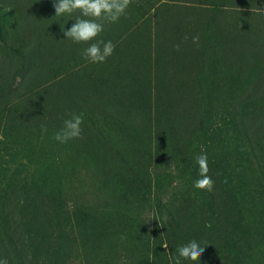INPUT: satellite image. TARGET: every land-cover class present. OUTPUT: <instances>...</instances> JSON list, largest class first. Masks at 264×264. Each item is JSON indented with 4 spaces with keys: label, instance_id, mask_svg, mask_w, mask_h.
Segmentation results:
<instances>
[{
    "label": "rangeland",
    "instance_id": "obj_1",
    "mask_svg": "<svg viewBox=\"0 0 264 264\" xmlns=\"http://www.w3.org/2000/svg\"><path fill=\"white\" fill-rule=\"evenodd\" d=\"M226 1L134 0L144 9L146 4L150 6V8H146V13L140 16L138 23L146 33L147 31L150 33L151 44L148 46L143 41L141 45H138L136 52L139 51L137 54L141 55L139 60H135V55L130 60L127 57L121 58L123 63L117 60L120 65L115 67L114 71L118 73L115 80L122 82L121 88L127 91V87L131 82H136L138 87L133 92L130 91L133 94L132 99L128 97V94L121 99L120 106L118 103L120 99L109 97L110 102L112 100L116 102V104L114 103L116 109L110 105L105 108L108 112V114L106 113L108 119H123V126H130L128 128L130 136L125 137L126 132L119 128L122 125H118L116 134L119 137H115L114 140L122 143L123 147L129 149V151L133 149L135 153L132 156L138 155L147 161L145 166L148 169L147 177H151V186L150 189L142 193L132 187L129 189L121 187L118 181L104 184L105 186L101 185L103 178L100 171L93 167V163L86 161L88 160L86 152L82 153L79 147H75L80 143L79 138L69 140L67 143H60L54 139L56 132L63 128L64 121L70 118L72 114H83V121L86 120L87 122L81 125V128L83 126V129L87 132L94 129V121L97 125L101 124L102 126L104 115L100 113L103 110L98 109L96 105L92 107L87 101L81 104L77 94L72 98H66L63 104L67 107V110L63 113L62 110L56 109L54 106L53 96L56 94L50 93L51 95H49L47 90L49 88L60 90L65 78L74 72L79 75L76 76L79 79L83 77L80 73L83 75L85 73L89 74L87 80L91 82L92 72L97 70L101 72L103 67L106 68L110 65L114 67V64H110L113 55L114 58L112 59H117L116 56L119 58L122 56L117 52L119 51L117 47H115L113 54L107 58L106 62L101 63V66H99V63H90L82 55L83 50L89 44H76L78 51L74 52L70 60H67L68 53L67 55L64 53V57L59 60L61 70L55 79L60 77V80L53 79L54 85H48L46 81L40 83L41 80H37V87L29 82V78L26 74L24 75L23 69L18 68L16 70L13 66L4 68V62L0 63V72H2L0 79L3 81L9 79L4 84L12 81L11 89L13 90L9 92V95L8 91L10 89L8 88L0 93V214L7 219V224L0 219V251L4 250V238H2L4 232L10 231L13 235L15 232L22 230L18 229V216L14 212V206L17 204L16 199L19 200V198L23 200L21 203H24L25 193L30 192V185L33 183L36 184V189L40 188L37 192L41 193L39 195L36 191H31V193L37 194L39 199L35 201V204L32 203L33 209L30 217H32V214L34 215L35 223H32V218H30V223L27 226L30 233L26 231L24 240L25 244L31 245L30 248H32L33 254L29 258L34 257L37 261L35 264H135L133 255H137L138 251L134 253L133 246H129L132 242H129L124 233L117 235L118 229L115 224H124L123 226L128 229L126 215H129L131 217L129 231H132L135 222L137 230L143 229L144 233L149 236L150 244L148 248L151 256L153 235L151 236L150 233L152 234L155 225L160 224L163 220H170L172 217H176L177 220L184 211L180 209L181 203L188 204L190 211L194 210L195 206L200 205V203L196 204L198 189L193 186L195 178L190 176L185 160L183 161L185 167L181 168L182 157L179 153L190 148L202 147L204 144L209 149L213 148L212 140L207 141L209 139L201 137V134L205 133L206 130L207 119L205 115H208V117L210 115L211 121H213V118H220L221 116V118L229 120V125L231 120L234 119L238 122L235 124L237 127L239 120L234 114L239 108L237 105L240 99L249 98L248 100H254L257 97L264 96V69L256 71L253 76L247 75L245 82L240 87L241 91L238 89L239 83L237 85V79H235L239 65L251 63L253 57H250V55L252 54H255L254 56L258 55L259 58L256 60L261 68L264 67V40L254 42L251 35L254 30L259 28L264 31V0ZM52 3L53 0H0V5L4 4L6 6L3 12H11L12 10L9 9L16 5L21 14L24 13L23 11L27 13L36 11L34 5L41 11L39 5L44 10ZM4 13L0 14V31H2L0 33V48L4 49L3 52L13 56L14 52L12 54L6 42H9L8 33L12 32L13 23L16 24V20L13 18V12L10 14L11 23L2 19ZM27 13L24 14L27 15ZM66 16L68 17L65 19L66 23H62L60 19L61 26L58 22L57 24H46V19L42 22L44 29L41 32L47 40H64L62 39V37H65L64 30L70 28L76 18L75 14ZM225 17H232L231 20L236 22L238 20V26H235V28L242 27L245 29L247 27L246 29L250 31L251 44L246 45L244 41L237 44L239 51L245 49L248 52L250 47L252 49L250 54L245 53V51L239 54L237 50V53H232L229 50H233L230 47L234 45L231 44L230 47H226L224 55L219 60L215 54V57L209 54L210 50L204 44H198L196 50L194 47L182 50L185 48L183 47L177 50L176 53L169 54L170 57L168 58H166V55L161 54L160 59L155 60L157 55L155 44L158 41L162 40L165 43V47L164 44L162 45L165 52L167 47L173 49L175 43L170 44L173 42L171 38L176 32L175 28L184 29L185 24L190 22L193 27L189 26V28L193 29L197 27L194 26L200 20L201 23L205 22L200 25L201 31L219 33L224 26H228V19H225ZM249 22L254 26H251ZM179 23L182 25L178 26ZM205 24L208 26L206 27ZM158 27L164 32V35L158 33ZM20 29L18 30L20 31ZM173 29L175 32H173ZM261 33L264 34V32ZM1 34L4 35L5 40L1 37ZM200 38L206 40V37L202 34ZM96 39L99 40L100 37L98 36ZM69 44L73 46L71 40ZM184 52L188 55L186 58L182 56ZM178 54L181 55L180 58H178ZM226 55L229 58H226ZM167 59H171L170 64L165 61ZM244 59H247V61ZM0 61H2V56H0ZM124 62L128 63L124 64ZM248 76L249 80H247ZM76 77L75 79H77ZM231 80L235 81V91L231 88ZM75 82L77 81L73 79L72 85ZM28 83L33 86L28 88ZM51 85L53 86L51 87ZM68 89H72V87H68ZM40 90L42 95L37 96L35 93ZM82 91L86 93H83L84 96L82 97L85 100L89 97L93 103L95 102L94 98L101 100L103 97L93 95L91 91H95L94 89L87 88ZM185 94L186 100L184 102L179 100L183 99ZM2 97L4 100L1 99ZM141 98H147L149 104L141 107V103L137 101ZM159 99L162 102L157 105ZM195 100H197V104L193 102ZM188 104H191L197 110L196 113H199L202 118L204 116V121L199 120V123H201L199 129L194 130L198 132L199 137L189 130L188 133L182 136L181 141L179 139L178 143L176 134L182 130L179 135L181 136L183 129L192 126L190 123L192 116L190 112L184 109ZM15 106L18 108H14ZM156 107L160 108L158 113ZM244 122L251 125L253 130L250 128V131L252 133L258 131L257 134L261 136V129L264 131V117L253 120L245 116ZM217 125H220L218 120L213 121L211 130L215 129ZM42 126L47 130L43 131ZM91 126L93 129H91ZM106 126L107 124L102 127ZM228 127L225 132L227 136L231 135ZM34 129L37 130L36 138H32ZM148 130L155 137L150 142L147 139L146 132ZM156 130H158L157 135L160 138L166 137L167 140L163 141L156 138ZM214 133L216 132L205 134L207 137L209 134L214 135ZM134 135L140 137L137 138L140 141L139 144L135 142ZM16 137L19 141H22L21 144L17 142ZM30 137L33 140L34 147L29 145L28 147L25 146L27 148L25 149L23 141L26 139L28 141ZM171 144L172 149L168 147ZM135 145L142 150L145 149L150 157H144L143 151L136 153L137 148L134 147ZM156 172H160V176H162L160 180L165 177L170 180L159 186L160 189H157L153 182ZM17 178L23 180L13 183ZM147 184L148 181L140 183L138 186L142 187ZM113 185L115 187H112ZM52 192L55 194L51 195ZM177 208L179 211L176 213ZM202 208H204L202 213L205 214V211H207L206 205ZM81 210L84 213L88 211L90 214L91 212H100L99 215L102 219L98 218V224L94 226L90 222L91 219L84 217ZM159 211H163V213L160 214ZM59 214H62L61 217L64 219L57 222L56 217H60ZM11 216H13L12 220L16 221L15 223L8 220ZM205 218L199 212H197V215L191 216L194 221L198 220L197 225L201 224V228L205 224L203 222ZM35 230L36 234L31 232ZM164 232L160 228V234L164 235ZM45 234L47 237H44ZM18 237L14 235L11 240H19ZM160 239L161 248L166 250L165 237L163 236ZM4 257H7V254H4ZM16 259L18 262L15 261ZM19 260H21V257L16 256L12 258V263L20 264L21 261Z\"/></svg>",
    "mask_w": 264,
    "mask_h": 264
},
{
    "label": "trees",
    "instance_id": "obj_2",
    "mask_svg": "<svg viewBox=\"0 0 264 264\" xmlns=\"http://www.w3.org/2000/svg\"><path fill=\"white\" fill-rule=\"evenodd\" d=\"M55 2L56 0H53V3L44 10H42V6L39 5L41 11L37 8V6L34 5V7H36V11H33L32 13L23 11L24 13H27V15L24 13L21 14L18 8H16V5L9 9L12 10L11 12L4 11L6 12L4 13L3 10L6 6L4 4L0 5V14L4 13L2 15V19L8 20L11 23L10 14L13 12V18L16 20V24L13 23L14 27L12 32L8 33L9 36L7 38L9 39V42H6L8 43L7 46L10 48L9 49L7 47V49L11 50L12 54L14 52V54L11 56L3 52L4 49L2 50V48H0V56H2V61H0V63L4 62V68L13 66L16 68V70L18 68L23 69L24 75L26 74L29 78V82L37 87V80H41L40 83L46 81L48 82V85H54L55 82L53 79H55V77L60 74L59 71L61 69L59 60L61 57H64V53L66 55L68 53L67 60H70L74 52L78 51L76 46L77 43L72 41V46L69 44L70 39L62 37V39H64L63 41H60V39L49 41L42 33L44 29L42 22L45 19L46 24H57L58 22L59 26H61V21L62 23H66L65 19L68 18L66 15L59 17L55 16ZM146 8H150V6L146 4L144 9L143 7L139 6V4L134 2V0H132V3L127 9L125 15L122 16L117 23L107 24L105 26L106 31H103L100 34V39L106 41L110 40L113 42V44H116L115 46L117 49H119L117 52L122 55L120 58L116 56L117 59H112L114 58L113 55L110 60V64H114V67L110 65L106 68L103 67L101 72H98V70L96 72H92V76L94 78L92 77L91 82H89L90 80H87L89 76L87 73H85V75L80 73V75L83 76H80L81 79L76 77L79 76L77 73H70V75L65 78L60 90L55 88H49L47 90L49 95L52 93L56 94L53 96L54 106L56 109L59 108L62 110L63 113H65L67 110V107L63 104L66 98H72L76 94L78 95L81 104L87 101L92 107H95L96 105V107L98 106V109L104 111L100 112L104 115V124L102 126L105 124H107V126L102 127L101 124L97 125L94 121L95 127L93 129L91 126V129H93L91 132L85 131L82 126V134L79 138L80 143L75 147H79L82 153L86 152V157L88 158L86 161L88 163H93V167L100 171L103 178L101 185L105 186L104 184H111V182L118 181L120 183L119 186L121 185V187L126 189L131 187L133 189L135 188L139 191V193L150 189L151 186V177H147L148 169L145 166L147 161L141 156H132L135 153L133 149L129 151V149L123 147L122 143L114 140L115 137H119L116 134L118 125H122V127L119 126V128H121L120 130L126 132L125 137L130 136V130H128L130 126H123V119H108L106 116V113L108 114V112H106V108L108 105H110L114 106L116 109V102L113 100L110 102L109 97L112 99H120L118 101L120 106L121 99L127 94L128 97L132 99L133 94L130 91L133 92V90L138 87L136 82H131L127 87V91H125L123 88H121L122 82L115 80V77H117L118 73L114 70L117 65H120V62L118 61L123 63L121 58L127 57L130 60L131 58L133 59L135 55V60H139L141 55L137 54L139 51L136 52V49L138 50L137 47L138 45H141V42L145 41L148 46L151 44L150 33L148 31L146 33V31L142 29V26H140L138 23L140 16L146 13ZM231 18L232 17H225V19H228V26H224V28L221 29L223 36L221 31H219V33H206V30L201 31L200 25L204 24L205 22L201 23L200 20V23L198 22L194 26L197 27L193 29L189 28V26L192 25H190V22H187V24L184 23V29L175 28L177 33L173 29L175 34L172 35L173 37L171 38V41L173 42L170 45L175 43V45L179 44L180 48L185 47L182 50H187L189 47H194L196 50L198 44H204L206 48L210 50L209 54L212 56L215 54L216 58L219 60L221 59V56L224 55L226 47H230L231 44L234 45L230 47L233 50H229L232 53H237L238 51L240 54L245 51V53L250 54L252 51L250 47L248 52L245 49L239 51V46L237 47V44H240V42L243 41L246 42V45L251 44L249 36L250 31L246 29L247 27H245V29L239 27L238 31V29L235 28V26H238V20L236 22L231 20ZM206 24L205 26L207 27L208 25ZM249 24L254 26L250 22ZM181 25V23L178 24V26ZM233 27L234 29H232ZM18 29H20V31ZM261 29L262 28H259L258 30H254L253 34L251 33L252 40L254 42L257 40H264V34L261 33L264 31ZM157 31L159 34L164 35V32L161 31L159 27L157 28ZM0 33H2V31H0ZM201 34L202 36L206 37V40H202V38H200L199 43L194 44L192 42V37L196 35H199L200 37ZM185 36H187L188 39H185ZM1 37L5 40L3 34H1ZM160 41L155 44L157 53L155 60L160 59L161 54L166 55V58H168L170 57L169 54L177 52L175 45L173 46V49L172 47H167L165 52V43L162 40ZM163 44L164 47H162ZM254 55H250V57H253V60L251 59V63L243 65L240 64L238 67V72L235 79H237V85L239 83V90L242 83L245 82V77L247 75L253 76L255 75L256 71L264 69V67H260L258 61L256 60L259 58L258 55ZM178 56V58L181 57L180 54H178ZM182 56L186 58L188 55L186 52H184ZM227 57L228 55H226V58ZM244 60L247 61V59ZM165 61L170 64L171 59H167ZM128 62H124V64ZM135 65H137V63H135ZM99 66H101V63H99ZM135 67L137 68V66ZM1 74L2 72H0V76ZM249 76L247 80H249ZM75 77L77 79H75ZM73 79L77 81L74 85H72ZM8 80L9 79H5L3 81L0 79V93H3V90L7 88L10 89L8 91V95L10 94L9 92L13 91L11 89L12 81L4 84V82ZM55 80H60V77L56 78ZM232 80L231 88L233 91H235V81ZM87 81L88 83H86ZM30 83L27 84L28 88L33 86L30 85ZM53 85H51V87ZM68 87H72V89H68ZM87 88L94 89L95 91H91L93 95L103 96L102 99L99 100L98 98H94V103L91 99H89V97L85 100V98L82 96H84L86 93H84L82 90ZM41 93L42 92L40 90L35 94L39 96L42 95ZM122 94L124 95L122 96ZM186 94L184 98L181 97L183 99L179 100L184 102L186 100ZM1 99L4 100L3 97ZM54 99L56 100L54 101ZM248 99L249 98L240 99L239 104L237 105L239 108L234 114L238 117L237 120H239L237 127L235 124L238 122H236L234 119L231 120L229 125V120L221 118V116L220 118H213L212 116L213 121L216 122L218 120L220 125H217L215 129L211 130V127H213V121L210 120V115L209 117L208 115H205V118L207 119L205 133H216H214V135L209 134L207 137L206 134L203 133L201 134V137L209 139L207 141L212 140V149H209L204 144L202 147L199 146V148H190L185 151L183 150L182 153H179L182 157L180 163L181 168L185 167L183 164V161L185 160L188 172L190 176L195 178V180L200 178L199 166L196 163L195 157L201 153H206L208 157V167L210 169L208 175H210L215 182L214 188L211 192L198 189V199L196 204L200 203V205L195 206L194 210L190 211L188 204L181 203L180 209L181 211H184L177 220L176 217H172L170 220H163L160 224L157 223L155 225L152 234L150 233L151 236L153 235L151 242V256L149 254L148 248L150 244L149 236L144 233L143 229L138 231L135 227V222L133 224L132 231H129L131 224V217L129 215H126L128 229L123 226L124 224H115V227L118 229L117 235L124 233V235L129 239V242H132L129 244V246H133V251L135 250L134 253L138 251L136 253L137 255H133L135 264H170L172 259L177 255V247L184 245L191 240H196L202 247H205V251L201 256L200 261L194 262L182 259L181 264H264V131L261 129V136L257 134L258 131L252 133L250 131L251 129L253 130L251 125H248L247 122L245 124L244 122L245 116H248L249 119L253 120H258L259 118L264 117V96L257 97L254 100ZM137 101L141 103V107H145L149 104L147 98H141L140 100L137 99ZM161 102L162 100L159 99L157 105H160ZM193 102L197 104V100ZM27 104L29 105V103ZM169 105L171 106L170 102ZM185 107L186 108L184 109H186L187 112H190V115L192 116L190 121L192 126L191 128L183 129V134L181 136L179 135L182 133V130L177 133L178 135L176 134V136H178V143L179 139L181 141L182 136L185 133H188L189 130H191V132L193 131L192 134L199 137L198 132L194 130L199 129V125L201 124L199 123V120L204 121V116L202 118L199 113L197 114V110L192 107L191 104H188V106ZM14 108L18 107L15 106ZM159 109V107H156L157 113ZM78 114L79 113H77V115ZM86 122L87 121L84 120L82 125ZM227 127L228 130L231 131V135L229 136L225 135ZM208 128H210L211 131L208 130ZM36 133L37 130L34 129L32 138H36ZM146 133L149 142L152 138H155L153 137V134L150 130H148ZM157 134L158 130H156V138L163 141L167 140L166 137L160 138ZM134 137L135 142L139 144L140 141L137 140V138L140 137H137L136 135H134ZM32 138L30 137L28 141L27 139L23 141V147L25 149H27L26 147L29 145L34 147L32 144ZM16 140L20 144L22 143V141H19L18 137H16ZM134 147L137 148L136 153H141L143 151L144 157H150L145 149L142 150L138 148L137 145ZM168 147H171L172 149V144ZM184 149H186V147H184ZM160 175V172H156L153 179L154 186H156L157 189H160L159 186L164 185V182L168 180L167 177L160 180L162 177ZM19 180L23 179L17 178L13 183ZM147 181V185H143L142 187L138 186V184L145 183ZM112 187L115 186L113 185ZM23 189L25 190L26 188ZM39 190L40 188L36 189V184L33 183L30 185V192L25 193L26 197L24 203H21L23 200L20 198L19 200L16 199L17 204L14 206L16 211L14 210V212L18 216V229L22 230L15 232L13 235L10 233V231L4 232L2 234V238H4V250H1L2 252L0 251V256L2 259L6 258L8 260V264H13L12 258H15L16 256L21 257V260H19L21 261L20 264H35L37 262L34 257L29 258V256L33 254V251L32 248H30L31 245L25 244L24 236H26V231L29 232L27 226L30 223V218H32L31 222L35 223L34 215L32 214V217H30V215L33 209L32 203L35 204V201H38L39 199V196L37 194L31 193V191H36V193H38L37 191ZM181 192H183V190H181ZM40 193L38 194L40 195ZM54 194V192L51 193V195ZM54 203L57 204L56 201H54ZM205 205L207 207V211H205L206 213L204 214L202 213V210L204 209L202 207H205ZM167 206L169 207V205ZM177 211H179L178 208L176 209V213ZM81 212L84 217L89 218V220L91 219L90 222L94 226L98 224L99 219H102L99 215L100 212H91V214L88 211L84 213L81 210ZM197 212L201 213L203 217H206L203 219V222L206 225L203 224L204 226L202 228L201 224L197 225L198 220L194 221L191 219V216L194 214L197 215ZM159 213L162 214L163 211H159ZM61 215L59 214L60 217H56L57 222H60L62 219H64L61 217ZM0 219L4 220L7 224V219L5 216L0 214ZM12 219L13 216H11L8 220H11L12 223H15L16 221ZM66 219L68 220V217ZM160 228L165 231L164 235L160 234ZM31 232L34 234L37 233L36 230ZM14 235L19 236V240H11ZM163 236L167 242L166 250L162 249L160 246V238ZM44 237H47V235L45 234ZM4 254H7V257H4ZM163 259L164 261H162ZM15 261L18 262L17 259Z\"/></svg>",
    "mask_w": 264,
    "mask_h": 264
},
{
    "label": "clouds",
    "instance_id": "obj_3",
    "mask_svg": "<svg viewBox=\"0 0 264 264\" xmlns=\"http://www.w3.org/2000/svg\"><path fill=\"white\" fill-rule=\"evenodd\" d=\"M132 0H56L54 3L55 16L76 15L75 22L64 30V36L74 43H87L89 46L83 50V57L90 63H104L110 57L115 44L112 41L105 42L103 39H96L105 30L107 24H114L125 15ZM185 39H188L185 36ZM199 35L192 37V42L198 44ZM95 41V42H92ZM92 42V43H89ZM179 50L180 45L177 44ZM83 114H72L64 121V126L54 135V139L60 143H67L69 140L80 138L82 134L81 125ZM42 130L47 129L42 126ZM199 166V179L194 181V187L200 190L211 192L214 188V180L208 175V157L201 153L195 157ZM166 247V245H165ZM205 251L196 240L178 246L176 257L172 264H181L183 260L200 261ZM0 264H8V260L0 259Z\"/></svg>",
    "mask_w": 264,
    "mask_h": 264
}]
</instances>
